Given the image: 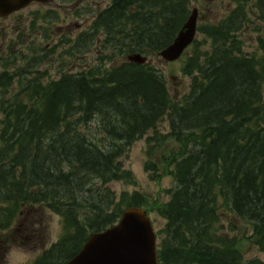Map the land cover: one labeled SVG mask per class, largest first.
<instances>
[{
	"label": "trees",
	"instance_id": "1",
	"mask_svg": "<svg viewBox=\"0 0 264 264\" xmlns=\"http://www.w3.org/2000/svg\"><path fill=\"white\" fill-rule=\"evenodd\" d=\"M196 1L112 0L74 40L75 56L100 41L99 65L45 84L37 68L46 54L33 48L24 55L20 87L11 89L9 71L0 77L14 92L0 101V259L16 235L34 230V221L23 228L24 219L40 210L58 214L63 231L34 264H66L93 232L137 205L166 220L159 232L161 264H264L247 259L241 248L248 241L264 252V0H231L234 8L223 18L199 25L202 37L182 68L191 78L182 100L150 63L106 66L132 53L158 54ZM45 14L31 24L60 20L55 9ZM251 22L261 55L244 49ZM165 118L166 133L159 129ZM151 130L144 168L152 180L173 176L169 198L135 191L117 202L108 185L136 183L121 158Z\"/></svg>",
	"mask_w": 264,
	"mask_h": 264
},
{
	"label": "rangeland",
	"instance_id": "2",
	"mask_svg": "<svg viewBox=\"0 0 264 264\" xmlns=\"http://www.w3.org/2000/svg\"><path fill=\"white\" fill-rule=\"evenodd\" d=\"M111 3L112 0H51L46 4L32 3L19 12L0 18V50L3 44L8 42L10 46L15 43L13 46L15 54H17V51L18 54H26L30 53L33 48L41 49V54H46V56L44 61L41 59V64L37 69L43 72V82L45 84L52 79H59L65 72L75 73L83 69H92L100 64L99 47L101 42L90 43V51H81L75 56L74 40L80 34L86 32L95 16ZM194 7L199 9L198 25H202L219 21L234 8V4L231 0H198L194 3ZM48 9H55V12L60 15V20L53 21L48 17L38 18L33 26L31 24L33 17L35 15L45 16ZM252 20L257 21L258 19L253 16ZM254 26L255 23L251 22L245 27L242 36L245 41L244 49L248 53L257 51L261 55L263 51L259 48L258 32L253 30ZM201 37L202 35L197 32V38ZM204 47L202 48L205 49ZM187 53L179 60L170 63L164 61L158 54L149 56V63L164 74L170 92L176 100H182L185 94L190 91L191 78L182 71L184 61L188 56ZM124 60L126 58L121 57L114 62L108 61L106 66L111 67ZM5 69L7 68L0 64V77L4 74ZM20 71L21 68L10 72V74L19 75ZM31 74L29 73V75ZM15 78H22V75ZM16 85L20 87L19 81H15L11 89H14ZM7 90L5 87L0 86V101L14 95L13 91L9 89L8 92ZM2 117L3 114L0 112V120ZM89 126L93 132L96 131L95 121ZM159 129L164 133L168 132L167 118L161 121ZM152 135L153 131L151 130L139 138L122 156L121 160L124 168L133 172L136 183L129 184L125 180L111 182L108 186L117 194V202L121 200L123 192L132 193L135 191L143 192L151 199L157 198L163 202L168 200L167 190L175 185L173 176L166 175L160 180H152L144 168L147 159L148 138ZM40 213L37 217L24 219L25 225L23 228L34 221V230L26 233V235H24L25 231L23 230L22 234L20 233L21 237L16 235L15 244L10 245L4 253H1L3 257L0 259V264H30L39 257L45 248L58 241L63 231L61 217L48 210L46 212L40 210ZM151 217L157 232H161L165 227L166 220L156 211L151 212ZM244 226H242L243 231L246 234H251L252 227ZM237 233L241 234L242 231L237 230L235 234ZM27 236L29 237L27 238ZM159 239L160 237H158V241ZM241 248L247 259L257 257L264 259V252L251 242L242 243Z\"/></svg>",
	"mask_w": 264,
	"mask_h": 264
},
{
	"label": "water",
	"instance_id": "3",
	"mask_svg": "<svg viewBox=\"0 0 264 264\" xmlns=\"http://www.w3.org/2000/svg\"><path fill=\"white\" fill-rule=\"evenodd\" d=\"M35 1L48 0H0V17ZM198 19L199 10L194 8L174 41L159 52L164 61L178 60L194 42ZM127 59L138 64L149 61L145 53H133ZM66 264H160L157 231L148 210L141 206L128 207L116 224L94 232Z\"/></svg>",
	"mask_w": 264,
	"mask_h": 264
},
{
	"label": "flooded vegetation",
	"instance_id": "4",
	"mask_svg": "<svg viewBox=\"0 0 264 264\" xmlns=\"http://www.w3.org/2000/svg\"><path fill=\"white\" fill-rule=\"evenodd\" d=\"M11 49H13V47L10 46L9 42L7 44L4 43L3 46H2V49L0 50V59L1 58H8V57L14 58V60L10 61V63L8 64V67H10V68L9 69H5V71L12 72L14 70H17V69L21 68V71H20L19 75L11 73V75H14L15 77H20L22 75V73L25 74V72L23 70L24 66H25V64H24V55L25 54L24 53L17 54V55L10 54L9 52L11 51ZM18 87L19 86H16L15 88H18Z\"/></svg>",
	"mask_w": 264,
	"mask_h": 264
}]
</instances>
